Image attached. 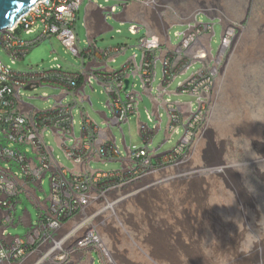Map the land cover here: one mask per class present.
<instances>
[{"label": "rangeland", "instance_id": "374dc122", "mask_svg": "<svg viewBox=\"0 0 264 264\" xmlns=\"http://www.w3.org/2000/svg\"><path fill=\"white\" fill-rule=\"evenodd\" d=\"M97 1L106 7L122 4L119 0ZM224 1L223 22L232 31L231 43L215 63L216 87L205 108L198 136L190 152L186 154L183 165L167 168V171H173L172 174L149 175L141 183L133 184L123 193L127 197L114 212L107 211L104 217L96 220L105 236L111 259L120 264H171L169 260L153 256L152 247L187 246L197 247L206 264H264V52L261 49L262 43H258L264 38V0ZM86 3L87 1L80 6L79 17L74 26L81 50L87 46L88 41L84 22ZM170 16L172 19V15ZM197 21L214 24L215 34L211 39V48L216 55L222 44L223 28L220 21L211 22L202 14L197 16ZM110 22L113 30L99 36L96 45L100 49L127 47L126 54L109 62L113 68L120 69L130 56L141 53L138 45L147 36V30L142 27L138 33L133 34L129 29L131 23H120L113 19ZM188 29L187 25H173L170 28L171 43L177 45L182 42L183 34ZM41 33V29L30 33L23 31L21 37L31 42ZM178 33L181 35L178 36ZM238 36L240 37L237 38ZM53 49L56 50L55 53H52ZM0 59L13 70L21 72L30 69L47 70L57 63L67 71L81 72L83 63L90 61L88 56L82 58L74 55L55 35L32 45L30 52L21 61L13 62L2 48ZM202 68L203 63L196 62L186 73L178 75L168 90L177 91L180 82L186 81ZM162 78V63L158 62L157 77L153 84L154 95L158 93ZM131 80L136 85L135 89L143 92L141 81L134 77ZM92 85L94 91L87 88L92 105L80 102L74 110L77 136L81 134L80 109H84L100 128H105L106 125L99 112L106 111L111 115L106 106L109 97L103 87L96 80ZM21 91L22 98L32 101L37 109L43 111L52 108L55 102L52 98L44 100L39 97L60 94L59 89L50 86ZM165 98L174 103H193V111H197L199 107L197 97L188 93L166 94ZM73 100L74 97L69 95L63 101L71 104ZM141 100L136 114L121 127L127 145L132 150L146 146L139 134V121L148 123L151 128L158 124L147 116L146 110L151 111L153 106L151 98L144 95ZM161 113V129L154 135L149 146L152 151L160 147L158 153L173 150L183 134L181 127L178 133H173L165 141L169 118L165 108H161ZM112 132L121 156L126 155L121 129L113 126ZM46 141L54 148L58 160L66 168L72 169V161L51 132H47ZM68 145L72 143L68 142ZM119 159L93 161L91 164L94 169L109 172L121 168ZM156 162L154 159V163ZM193 174L199 175L201 181L197 190L200 198L197 200L189 199V186L167 180L178 175L183 177ZM50 178L51 174L48 173L43 181V191L38 192L43 199L50 194ZM161 180L163 183H160ZM25 209L31 213L36 225L37 211L27 200L17 205V215L22 216ZM27 231L23 225L8 228L9 233L22 237ZM188 232L191 241L187 236ZM175 239L184 244L175 243ZM236 247L240 256L233 255ZM60 248L64 249L63 246ZM177 252L182 256L181 250ZM93 257V264H102L96 249ZM183 259V263L194 264Z\"/></svg>", "mask_w": 264, "mask_h": 264}, {"label": "built area", "instance_id": "2783aa9c", "mask_svg": "<svg viewBox=\"0 0 264 264\" xmlns=\"http://www.w3.org/2000/svg\"><path fill=\"white\" fill-rule=\"evenodd\" d=\"M83 1L37 0L20 16L21 18L7 28V31L0 33V48L13 62L21 61L30 52L32 46L29 41L21 37V33L41 29L43 38L57 36L64 47L76 56L92 58L99 55L109 62H114L118 56L126 54L127 47L99 50L96 43L90 41H87L84 49L81 50L78 47L74 26ZM124 1L150 2V0H121L122 3ZM121 5L109 6L107 9L109 16L119 11ZM129 29L131 33L136 34L140 31V26L132 23ZM16 30L20 33L16 34ZM212 30L214 31V24L197 22L194 28L191 27L189 31L184 32V38L180 42L182 50L176 51L172 47L166 49L165 57L161 62L163 78L158 93L165 97L166 94L171 93L191 94L197 97L199 107L197 111H193V103H174L166 100L165 108L169 123L165 139L169 140L181 127H183V134L172 152L160 157L156 156L158 149L152 151L149 146L153 142L154 135L161 129V113L159 116L161 121H157L158 117L146 110L148 118L158 124L151 128L148 123L139 121L138 130L146 146L137 150L129 147V155L123 157L117 141L115 143L112 141V135H106L99 145L103 139L99 125L90 118L88 113H84L81 117V138L86 141L85 144L82 146L81 142L72 139L76 124L73 103L34 115L19 113L17 109V101L22 98L21 90L27 86L34 87L37 83L53 86L59 89L62 96H65L74 92L83 78L87 86H93V81L96 80L109 97L106 106L110 110L111 121L124 134L121 128L123 123L129 122L130 117L136 114L138 104L143 99L131 88L125 90L124 79L127 77L131 79L132 76L140 77L145 89L154 90L158 51L163 47L160 35L150 34L140 40L138 48L141 51V66L136 61L137 53H134L133 61L113 71L91 69L92 66L88 62L83 63L81 72L67 71L59 63L47 70L30 69V71L21 72L13 70L0 59V163L17 166L13 177L7 176L0 170V206L9 210L7 221L13 222L15 212L13 199L22 190L17 184V178L22 176L26 181L40 182L41 186L51 169L54 150L46 141L47 132L54 135L57 144L74 165L72 169L62 168L51 174L50 202L46 211L38 218L34 233L28 239L18 237L12 242L1 245L0 262L23 260L39 242L51 244L52 247H76V252L94 247L99 252L102 264H120L111 259L108 254L105 236L96 220L104 217L107 211L114 212L127 197L123 193H126L133 184L141 183L149 175L184 162L186 154L190 152L198 136L201 119L211 100L206 95L212 93L216 87L215 72L208 63L210 43L200 38L203 32L209 33ZM230 30V28L225 30L220 46L222 51L226 50L231 43ZM179 35L181 34L178 33ZM55 52L54 50L53 53ZM198 61L203 63V68L186 81L180 82L177 91L170 92L168 88L176 77L186 73V70ZM130 85H135L132 84V80ZM55 129L60 134H56ZM67 138L71 139V146L68 145ZM13 143L35 149L37 161L35 162L31 157L29 150L16 147ZM95 157L99 159L95 160ZM117 157L122 163L120 169L105 172L92 167L93 161L107 162L116 160ZM69 224L70 227L65 228ZM62 229H65V233L59 236L58 232ZM62 256L65 257L64 263H67V256L60 255V260H63Z\"/></svg>", "mask_w": 264, "mask_h": 264}, {"label": "crops", "instance_id": "0c3cea01", "mask_svg": "<svg viewBox=\"0 0 264 264\" xmlns=\"http://www.w3.org/2000/svg\"><path fill=\"white\" fill-rule=\"evenodd\" d=\"M86 1L87 3L85 6L84 22L87 28L88 37L89 40H91L94 37H96L97 39L99 36L109 32L111 28V25L105 21L104 15L102 13L103 10H107L109 6L106 7L103 4L99 3L97 0L96 1L84 0L83 4ZM97 3L99 5H97ZM202 7H209L215 10V14L223 15L225 10V1L224 0H150L149 3L129 2L124 10V13L120 16V19L123 21L122 23H131V24L136 23L140 26V29L142 27H145L147 30V35L158 34L161 36L163 41V47L161 50L158 51V62L161 63L165 57V52L167 48L170 49L172 47L176 51H180L183 49L182 46L179 47L178 45H174L167 39L165 35L166 28L173 24L187 21L189 18L192 17L195 10L197 9L199 10V8ZM170 15H172L173 17L172 19L169 18ZM46 38H50V37L43 38L42 35H40L33 41L31 42L29 41V42L30 44L34 45L40 43L41 40ZM200 38L203 41L204 40L209 41V34L203 32ZM96 39H95V43H96ZM54 50L55 49L52 50V53ZM99 50H103V49L99 48ZM133 55L130 56L124 64H126L129 61H133ZM136 61L139 64V66H141L142 64L141 53L137 52ZM89 63L94 69H103L107 71L116 70L115 68L110 66L109 60H106L99 55L90 58ZM136 79H139L141 81L140 77H137ZM160 85L161 83L159 84L158 88L160 87ZM83 86H84V78L80 81L78 88L74 89V92L77 94L79 89L82 88ZM145 92L149 93V89H145ZM83 96L87 97V95H83ZM157 96L159 97L160 94L157 93ZM153 101L156 102L154 97H153ZM108 102H109V98L106 102V105L108 104ZM17 109L19 113L25 115H34L37 112V108L32 103V101L26 100L24 98H21L17 101ZM100 113L102 114V116H104L103 111H100ZM152 113H154L158 117V110L156 107ZM159 113H161V109L159 110ZM103 120L104 122L106 121V119L104 118ZM99 131L101 132V137H103L102 141L99 143L100 145L104 141V137L106 135H112V133L108 127L105 128L99 127ZM13 145L21 149L29 150L31 157L34 158L35 162L37 161V158H35L36 157L35 149L26 145H19L16 143H13ZM96 159L98 160L99 158L95 157V160ZM62 168L68 169L58 160V157L54 153L52 158L51 169L49 173L52 174L53 172L57 170H61ZM0 170L3 173H5L7 176L13 177L14 176L13 174L17 171V166L15 164L5 165L4 163H0ZM17 184L20 186L22 190L13 199L15 212L13 215L12 223H9L7 221L9 216L8 215L9 210L5 207L0 206V246L5 243L12 242L14 239L18 237H21L23 239H28L30 235L34 233L35 225L32 215L31 217L28 216V212H25L26 211L25 209L24 212L26 214H22V216H18L17 215L18 204L22 203L24 200H27L33 206V208L36 209L37 211L36 214L38 215L39 218L41 213H44L46 211L50 202L49 195L45 199L39 196L38 192L43 191V186L42 185L40 186V182H29L26 181L22 176H19L17 178ZM19 225H23L28 229L27 234L24 237L20 235L11 234L8 232V229L6 230L7 226L16 228ZM31 225L32 227H30ZM68 227H70V224L67 225L65 228ZM64 233H65V229H62L58 232V235L62 236ZM60 249H61L60 247H52V245L48 243L40 244L39 242H37L34 246V250L23 260L12 263L5 261V262H0V264H57L56 263L57 260H60V255L63 254H65L68 259L66 264L90 263V259H91L90 249H84L77 252H76V247H64V249L63 248L62 250Z\"/></svg>", "mask_w": 264, "mask_h": 264}, {"label": "water", "instance_id": "95a60500", "mask_svg": "<svg viewBox=\"0 0 264 264\" xmlns=\"http://www.w3.org/2000/svg\"><path fill=\"white\" fill-rule=\"evenodd\" d=\"M36 1L37 0H0V33L7 31V28L8 27H11L19 18H21L20 16L23 15L26 11H28L33 6V4ZM119 1H121V0H119ZM128 3L129 2L124 1L122 3V5H121V9L119 11H117L116 13H114L113 16H109L107 10H103L102 13L104 15L105 21L108 24L111 25V28H110L109 31L113 30V26L110 23L109 19H113V20H115L117 22L122 23L123 21L120 19V16L124 13V10H125L126 6L128 5ZM97 5H99V4L97 3ZM199 14H202V15L206 16L208 19H210L211 22L212 21H215V20L220 21V23L222 25V28H223V31H222V39H223L224 34H225V30H226V25L223 22L224 16L221 15V14H215V10H213V9H211L209 7L199 8V10L198 9L195 10V12L192 15V17L189 18L187 21L180 22V23H176V24H173V25H179V24L180 25H187L188 28H189L187 31H189L191 27L194 28L196 26L197 22L198 23H201V22L197 21V16ZM204 24H211V23H204ZM172 26H168L166 28V31H165V35H166L167 39L170 42H171L170 28ZM15 32H16V34H19L20 33L19 30H16ZM208 34H209V43H210V50H209L210 57L208 59V63H209V66L211 68H213V71L215 72V70H216L215 63L217 61H219L220 55L222 54L223 51L220 48L219 51H218V53L216 55L213 54L212 48H211V39L214 36L215 32L212 30ZM95 39H96V37H94L91 40H89V37H88V41H90V42H95ZM177 45L179 47H181V43H179ZM91 69H94V68H91ZM132 77L135 78V76H132ZM130 82H131V79L129 77H127V78L124 79L125 90H127L128 88H132L131 90L134 91L136 94H139L142 98H143L144 95H147L148 97H150L151 100H152V104H153L151 111L153 112V110L156 107L157 110H158V118L156 120L157 121H161V117H159L160 116L159 110L162 107L165 108V102H166L165 96L163 95V96H159L158 97L157 95H154L153 94L154 90H152V89H149V93H146L145 92V87L143 85H141L142 88H143V92L142 91H137L135 89V86L136 85H130ZM44 86H47V85H43V84L37 83V84H35L34 87L27 86L25 89L26 90H34V89H36L38 87H44ZM50 87L55 88L53 86H50ZM87 87L90 88L92 91L95 90V88L93 86H91V85H88L87 86L86 84H84V86L79 89V91H78L77 94L75 92H72V93L67 94L65 96H62L59 93L58 94H55V95L45 94L44 96H40L39 98L44 99V100H49V99L52 98L54 100V102H55V105L52 108L47 109V110H44V111L37 109V112L36 113L46 112L48 110H53L56 107H60L62 105H67V103L65 104L63 100H65L67 98V96H69V95H72L74 97V100H73L74 109L80 104V102H88L90 105H92L91 97L87 94ZM78 95H80V96H78ZM83 95H87V98L81 97ZM153 97L156 100V102L153 101ZM206 97H208V98L211 99L212 98V93L206 95ZM32 98H34V97H32ZM74 102H76V104H74ZM165 110H166V108H165ZM103 112H104V116H102V114L100 112H99V114L101 115L102 118L106 119V121L104 122V124L111 131V133H112V141L115 143L116 142V137H115V135L112 132V127L113 126H116V125L111 121L112 120L111 115H109L106 111H103ZM84 113H87V112H85L84 109H80L81 117H82V115ZM119 126H120V124H119ZM54 131L56 132V134H60L59 131H57L56 129ZM165 132L167 133L168 130L166 129ZM140 136H141V134H140ZM72 139H74V141L77 140V142H81L82 146L86 142L84 139L81 138V134L79 136H77L76 132H74L72 134ZM66 141L67 142H71V139L70 138H67ZM165 141H166V139H165ZM122 145H123V147H124V149L126 151V155H124L123 157H127L129 155V150H128L129 147L127 145L126 137H125L124 134H123V137H122ZM171 152H172V150L171 151L164 152V153H158L156 156H159V157L160 156H167ZM25 212H28V216L31 217V213L28 211V209H26ZM25 212L23 214H26ZM9 227L10 226H7L6 230ZM30 227H32V225ZM89 249L91 251V259H90V263L89 264H93L94 263L93 251L95 250V248L94 247H90ZM62 258H63V260L62 259L61 260H58L56 263L66 264V263H64L65 262L64 261L65 260V257L62 256ZM9 263H12V262H9Z\"/></svg>", "mask_w": 264, "mask_h": 264}, {"label": "bare ground", "instance_id": "6f19581e", "mask_svg": "<svg viewBox=\"0 0 264 264\" xmlns=\"http://www.w3.org/2000/svg\"><path fill=\"white\" fill-rule=\"evenodd\" d=\"M230 32H232V31H230ZM239 37L240 36H238L237 38H239ZM261 41L262 42L258 41V43L259 44L262 43L261 49L264 52V38ZM182 165L183 164H181L180 166H182ZM172 172H173L172 170L167 171V169H164V170H160L159 172H157L156 175H158V173L162 174V175H167L168 173L172 174ZM199 177L200 176L196 175V174H193L190 176H183V177L182 176L180 177L178 175V176H174L172 178H169L167 180L168 181L171 180V183H184L185 185L189 186L190 189H187L189 199L190 200H193V199L197 200L198 198H200L198 195L199 193L197 191L199 189V183L201 182V181H199ZM160 183H163V180H161ZM189 205H191V203ZM186 227L190 228V226L187 224H186ZM187 236L189 237V241H191L189 232H188ZM175 240H176L175 243H177V244H184L182 241H180L178 239H175ZM180 250L182 252L181 253L182 256H179V254L177 252ZM107 252L111 256V253H110L108 248H107ZM152 252H153V256H155L159 259H164L165 261L169 260L171 262V264H186V263L182 262L184 260L183 258H186V260H188L194 264H206V260L201 256V253L197 247H188V246L187 247H152ZM234 252L235 253H233V255L237 256V254H238L237 247H236V250ZM238 256H240V254H238ZM162 262H163V260H162ZM245 264H249V263L247 262Z\"/></svg>", "mask_w": 264, "mask_h": 264}]
</instances>
